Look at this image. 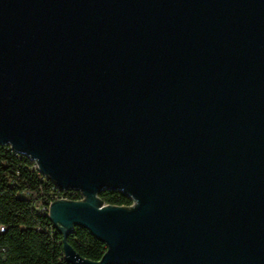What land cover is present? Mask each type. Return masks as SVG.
I'll return each mask as SVG.
<instances>
[{
    "label": "water",
    "instance_id": "95a60500",
    "mask_svg": "<svg viewBox=\"0 0 264 264\" xmlns=\"http://www.w3.org/2000/svg\"><path fill=\"white\" fill-rule=\"evenodd\" d=\"M0 144L83 191L70 264H264V0H0Z\"/></svg>",
    "mask_w": 264,
    "mask_h": 264
},
{
    "label": "trees",
    "instance_id": "16d2710c",
    "mask_svg": "<svg viewBox=\"0 0 264 264\" xmlns=\"http://www.w3.org/2000/svg\"><path fill=\"white\" fill-rule=\"evenodd\" d=\"M30 159L0 144V264H70L65 259L64 234L49 213L53 183L33 168ZM105 204L130 206L133 198L122 191L105 189ZM4 227L3 230L1 228ZM67 241L83 257L100 261L107 243L76 224Z\"/></svg>",
    "mask_w": 264,
    "mask_h": 264
},
{
    "label": "built area",
    "instance_id": "2783aa9c",
    "mask_svg": "<svg viewBox=\"0 0 264 264\" xmlns=\"http://www.w3.org/2000/svg\"><path fill=\"white\" fill-rule=\"evenodd\" d=\"M3 145V144H1ZM4 146H7L9 149H11L12 151L30 159V161H32L34 163V166L33 168L37 171H39L42 175H44L48 180H50L52 183H53V195L51 197V201L48 205H41L39 207V210L42 211V212H47L49 213V210H50V204L57 200V199H69V200H82L84 199V193L82 190H71V189H61L56 183L55 181H53L51 178H49L47 175L43 174L41 171H40V168H39V164L37 163L36 160H34L29 154H26V153H22V152H19L17 150H15L11 145H4ZM134 200V199H133ZM135 203V200L134 202L132 203V205H134ZM105 204V203H104ZM130 205V206H132ZM125 207H129V206H125ZM4 227L1 228V230H3Z\"/></svg>",
    "mask_w": 264,
    "mask_h": 264
}]
</instances>
